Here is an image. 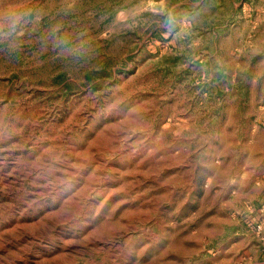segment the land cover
Wrapping results in <instances>:
<instances>
[{"label": "rangeland", "instance_id": "374dc122", "mask_svg": "<svg viewBox=\"0 0 264 264\" xmlns=\"http://www.w3.org/2000/svg\"><path fill=\"white\" fill-rule=\"evenodd\" d=\"M180 1L0 0V264L244 261L264 0Z\"/></svg>", "mask_w": 264, "mask_h": 264}, {"label": "crops", "instance_id": "0c3cea01", "mask_svg": "<svg viewBox=\"0 0 264 264\" xmlns=\"http://www.w3.org/2000/svg\"><path fill=\"white\" fill-rule=\"evenodd\" d=\"M208 0H181L179 3L182 4L184 6H186L189 9V12H193V10H195L196 8H202ZM247 1V0H244ZM232 4L234 5L235 11H237V6L238 4L236 3V0H231ZM251 8H249V10L251 12H254L256 7L255 4H253L254 0H251ZM178 5L175 4L173 7H176ZM258 12L252 13L250 15H254L255 17H263L264 18V7L261 8H257ZM234 15V13L232 14ZM258 21V23H255L253 26L256 27H260L262 26V30H264V23H259L258 18H256ZM262 219V220H261ZM257 218L256 223L259 221H263L264 222V217L263 218ZM248 238H250L251 242L248 243L247 245V256L244 259V261L241 262V264H264V238H262L261 235L258 234H252V233H248Z\"/></svg>", "mask_w": 264, "mask_h": 264}, {"label": "built area", "instance_id": "2783aa9c", "mask_svg": "<svg viewBox=\"0 0 264 264\" xmlns=\"http://www.w3.org/2000/svg\"><path fill=\"white\" fill-rule=\"evenodd\" d=\"M254 226L256 228L255 233L258 235H261L262 238H264V232H262V230L264 229V222L259 221V222L255 223Z\"/></svg>", "mask_w": 264, "mask_h": 264}]
</instances>
